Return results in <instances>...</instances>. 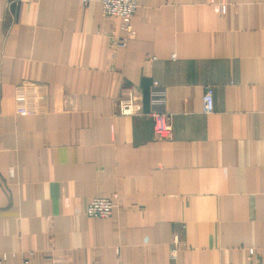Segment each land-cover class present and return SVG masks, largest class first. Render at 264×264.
<instances>
[{
    "label": "crops",
    "instance_id": "crops-1",
    "mask_svg": "<svg viewBox=\"0 0 264 264\" xmlns=\"http://www.w3.org/2000/svg\"><path fill=\"white\" fill-rule=\"evenodd\" d=\"M137 1L0 0V264L264 263V0Z\"/></svg>",
    "mask_w": 264,
    "mask_h": 264
},
{
    "label": "built area",
    "instance_id": "built-area-1",
    "mask_svg": "<svg viewBox=\"0 0 264 264\" xmlns=\"http://www.w3.org/2000/svg\"><path fill=\"white\" fill-rule=\"evenodd\" d=\"M88 0H85L87 2ZM104 15L109 17H117L120 19V29L122 34L118 36L116 45L121 48L128 46L130 39L136 34L133 27V17L138 9L137 0H101ZM221 9L224 11L226 6L223 4ZM165 96L166 91L158 81H154L150 89L151 107L148 115L155 121V132L158 137L168 138L171 134L172 127L168 122L167 113L165 112ZM118 109L123 113H131L133 105L131 100L120 101ZM203 111L211 113L214 111V93L212 88H207L203 95ZM116 197V195H115ZM115 208L114 198L109 197H93L85 207V213L91 217H110ZM255 252L253 248L249 249L250 255ZM171 258H176L175 251L172 252ZM264 264V263H258Z\"/></svg>",
    "mask_w": 264,
    "mask_h": 264
}]
</instances>
